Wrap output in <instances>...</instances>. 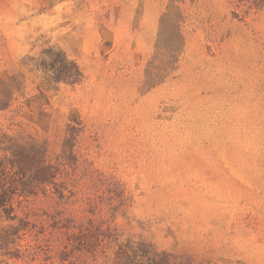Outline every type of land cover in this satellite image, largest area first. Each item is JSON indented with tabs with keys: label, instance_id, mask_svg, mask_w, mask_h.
Segmentation results:
<instances>
[{
	"label": "rangeland",
	"instance_id": "rangeland-1",
	"mask_svg": "<svg viewBox=\"0 0 264 264\" xmlns=\"http://www.w3.org/2000/svg\"><path fill=\"white\" fill-rule=\"evenodd\" d=\"M0 264H264V0H0Z\"/></svg>",
	"mask_w": 264,
	"mask_h": 264
},
{
	"label": "trees",
	"instance_id": "trees-1",
	"mask_svg": "<svg viewBox=\"0 0 264 264\" xmlns=\"http://www.w3.org/2000/svg\"><path fill=\"white\" fill-rule=\"evenodd\" d=\"M0 203H1V205H2V206H4V205H5V204H3V202H2V201H1Z\"/></svg>",
	"mask_w": 264,
	"mask_h": 264
}]
</instances>
